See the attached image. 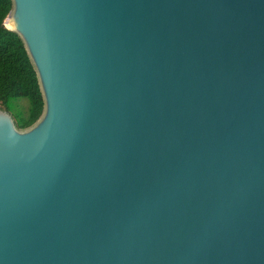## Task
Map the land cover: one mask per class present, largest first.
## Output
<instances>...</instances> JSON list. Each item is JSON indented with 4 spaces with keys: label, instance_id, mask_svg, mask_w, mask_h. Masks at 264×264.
<instances>
[{
    "label": "water",
    "instance_id": "obj_1",
    "mask_svg": "<svg viewBox=\"0 0 264 264\" xmlns=\"http://www.w3.org/2000/svg\"><path fill=\"white\" fill-rule=\"evenodd\" d=\"M9 1L0 264H264V0Z\"/></svg>",
    "mask_w": 264,
    "mask_h": 264
},
{
    "label": "trees",
    "instance_id": "obj_2",
    "mask_svg": "<svg viewBox=\"0 0 264 264\" xmlns=\"http://www.w3.org/2000/svg\"><path fill=\"white\" fill-rule=\"evenodd\" d=\"M10 1L0 0V108L16 128L31 126L42 112L36 77L19 38L4 28Z\"/></svg>",
    "mask_w": 264,
    "mask_h": 264
}]
</instances>
